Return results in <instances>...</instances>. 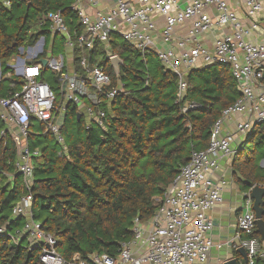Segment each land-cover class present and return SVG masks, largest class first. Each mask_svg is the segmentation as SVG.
<instances>
[{
  "label": "built area",
  "instance_id": "obj_1",
  "mask_svg": "<svg viewBox=\"0 0 264 264\" xmlns=\"http://www.w3.org/2000/svg\"><path fill=\"white\" fill-rule=\"evenodd\" d=\"M21 1L0 0V5L11 8ZM71 8L76 12V24L61 10L48 11L43 22L49 23L51 33L61 36L73 53L76 68L72 72L66 71L62 55L47 58L46 66L39 62L45 51L44 36L31 57L16 56L9 64L10 74L22 85L10 96L0 97V119L7 126L2 134L15 128V166L26 190L13 209L14 216L27 218L25 230L31 242L40 246L42 264L207 263L215 226L209 212L223 202L228 184L224 176L217 175L221 162L232 159L254 127L264 122V0H75ZM115 34L133 49L157 53L166 69L178 77L179 101L187 92L189 72L215 63L230 66L241 96L222 111L209 146L193 151L164 198L158 199L151 227L136 220L132 241L122 243L115 257L97 253L83 259L76 254L69 260L59 253L56 237L42 229L32 214L34 157L39 155L30 148L32 120L62 144L70 103L79 106L88 125L105 126L106 112L101 105L112 101L123 86L121 81L113 85L111 76L91 62L89 52L98 42L106 56L116 55L111 49ZM46 67L58 82L59 95L43 78ZM238 137L242 139L236 143ZM252 206L248 196L237 219L236 236L238 244L246 248L250 264L263 256V245L253 235L257 223Z\"/></svg>",
  "mask_w": 264,
  "mask_h": 264
},
{
  "label": "trees",
  "instance_id": "obj_2",
  "mask_svg": "<svg viewBox=\"0 0 264 264\" xmlns=\"http://www.w3.org/2000/svg\"><path fill=\"white\" fill-rule=\"evenodd\" d=\"M74 2L22 0L11 8L0 5L3 75L13 73L9 61L21 47L51 33L49 23L43 22L48 11L61 10L76 24ZM32 14L40 28L30 25ZM111 49L124 60L119 75L103 45L97 42L89 52L91 62L111 76L113 85L121 81L123 86L112 101L101 105L106 112L104 127L88 125L74 103L67 107L63 144L32 120L30 148L39 151L34 157L32 214L56 237L59 253L69 260L76 254L83 259L97 253L117 256L122 243L132 241L136 220L144 223L154 217L158 199L164 198L193 151L209 146L222 111L241 96L230 66L215 63L189 72L187 92L179 101L178 77L161 61L153 69L148 66V57L158 56L155 51L133 49L117 34ZM45 55L46 50L39 56ZM43 78L58 88L47 67ZM21 85L15 75L2 78L0 97L10 96ZM254 137L264 143V122L254 127L233 156L234 177L245 190L264 186V165L255 161L254 150H246ZM16 160L17 146L5 132L0 136V264H42L40 246L25 230L27 218L13 214L26 193ZM253 235L264 242L256 229ZM254 264H264V258L258 256Z\"/></svg>",
  "mask_w": 264,
  "mask_h": 264
},
{
  "label": "crops",
  "instance_id": "obj_3",
  "mask_svg": "<svg viewBox=\"0 0 264 264\" xmlns=\"http://www.w3.org/2000/svg\"><path fill=\"white\" fill-rule=\"evenodd\" d=\"M53 48H55V42H53L52 44V49ZM61 55L64 57L66 63V71L72 72L76 68L73 53L68 48H66V56L60 54L58 57H60ZM43 57L51 58L52 56L49 57L45 55ZM11 62L9 64H11ZM34 62H36V60ZM2 74L3 73L1 71V79L3 78L2 76H4V78L11 77L10 73H7L5 75ZM12 86H14V83H12ZM0 123L3 124L2 126H0V136H2V132L7 128V126L1 119ZM36 124L38 123L34 122V125ZM14 130L15 128L12 127L11 132H9V135L11 137L14 133ZM241 139V137H238L236 143H238ZM232 161L233 158L223 160L221 162V170L217 172V175L219 177L224 176V179L228 181V184L225 186L223 192V202L209 212V215L215 224L214 229L211 232L214 246L209 253L208 261L205 264H226L233 260H236V264H245L243 256L240 254V252L237 251V249L240 247L236 240L237 219L239 214L246 207V199L248 198L250 190L243 189L235 179ZM151 224L152 221L150 220L149 222L145 223V226L149 228L151 227ZM262 245L263 256L261 257L264 258V242L262 243Z\"/></svg>",
  "mask_w": 264,
  "mask_h": 264
},
{
  "label": "rangeland",
  "instance_id": "obj_4",
  "mask_svg": "<svg viewBox=\"0 0 264 264\" xmlns=\"http://www.w3.org/2000/svg\"><path fill=\"white\" fill-rule=\"evenodd\" d=\"M22 10H19V12ZM33 23H35L36 26H38L37 21H36V16L35 14H32L30 17V25H34ZM39 27V26H38ZM40 28V27H39ZM36 28H34L35 30ZM41 39V38H40ZM39 39V40H40ZM39 40L31 45V46H25L24 47V52L19 49L18 52L12 57L15 58L16 56H20L23 59H27V57H31L34 53H36L39 50ZM53 42H55V48L52 49V44ZM44 46H45V50H46V56H54V57H58L60 54H63L64 56H66V48L63 44V39L61 36H58L57 40L55 41V35L50 33V34H46L44 35ZM12 58L10 59L9 63L11 62ZM29 59V58H28ZM160 59L158 58V56H149L148 57V66L153 69L157 64H159ZM1 60H0V79H1ZM3 75V74H2ZM4 78V76H2ZM55 92L57 95H59L60 91H59V86L58 88H54ZM248 152L253 151L254 150V158L255 161L259 163V165L263 166L264 165V143H259L258 140H256V138L254 137L253 139H251V141L248 143L247 145V149Z\"/></svg>",
  "mask_w": 264,
  "mask_h": 264
},
{
  "label": "water",
  "instance_id": "obj_5",
  "mask_svg": "<svg viewBox=\"0 0 264 264\" xmlns=\"http://www.w3.org/2000/svg\"><path fill=\"white\" fill-rule=\"evenodd\" d=\"M110 61L112 66L115 69L117 75L120 73V65L123 64L124 60L118 55H114L110 57ZM39 62L43 63L44 66L47 65L48 59L45 57H41ZM78 116H80L78 114ZM264 162V161H263ZM248 196L253 199L252 209L256 214V223H257V232L261 236V240L264 241V186L262 185H254L251 187ZM238 252L243 256L245 264L248 263V252L245 247L240 246L237 249ZM226 264H236V260L230 261Z\"/></svg>",
  "mask_w": 264,
  "mask_h": 264
}]
</instances>
